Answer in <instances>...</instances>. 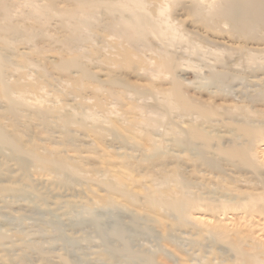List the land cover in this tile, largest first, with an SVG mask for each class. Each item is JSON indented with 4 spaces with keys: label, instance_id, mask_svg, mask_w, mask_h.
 Masks as SVG:
<instances>
[{
    "label": "rangeland",
    "instance_id": "1",
    "mask_svg": "<svg viewBox=\"0 0 264 264\" xmlns=\"http://www.w3.org/2000/svg\"><path fill=\"white\" fill-rule=\"evenodd\" d=\"M99 1L0 0V264H264L259 7Z\"/></svg>",
    "mask_w": 264,
    "mask_h": 264
},
{
    "label": "bare ground",
    "instance_id": "2",
    "mask_svg": "<svg viewBox=\"0 0 264 264\" xmlns=\"http://www.w3.org/2000/svg\"><path fill=\"white\" fill-rule=\"evenodd\" d=\"M129 1H131V2H129ZM194 1H195L194 2L195 5L192 4L195 6L194 11H191V12L193 14H195V13L200 14L202 12H205V11L201 10V8H205L203 5L205 2L202 4L203 7H201L199 5L200 3H202L201 1H199V0H197V1L194 0ZM102 2L104 3V1H102ZM117 2H120L118 4L119 5L121 4V6H120V9L119 8H116V9H119V10L126 9V11L129 13L128 17L121 16L122 20H120L121 23L126 28L129 27L130 29L135 31L137 26H141V28H143L142 26H146L149 28V30H151L152 33H155L156 35L163 37L168 42H171L174 38H181L183 36V33L179 31L178 26L176 25V23L174 21V18H170L169 14L171 13V11L182 9V8L184 9V6L186 7L187 3L185 4V2H184L185 5H183V1H182V3L177 4L176 0H171L172 5H170V3H168V2H164V4L157 5L155 7V11H156L157 16L160 18L155 20L154 18H152L149 10L146 9L145 4L142 0H116V3ZM247 2H248V5H246V6H248V7H252V8L253 7L254 8L259 7V10H258V12L254 18H256L257 20L264 23V0H254V1L244 0V4H247ZM129 3H131V5H129ZM114 4H115V2H114ZM244 4H243V6H245ZM192 5H190V6L193 7ZM233 5H234L233 2H229L223 8L221 7L222 8V9L220 8L221 10L218 8L220 10L221 15H224V14L230 13L231 11H234L235 7ZM171 6H172V8H171ZM187 7H186V10H187ZM208 9H206V10H208ZM242 14H243V12H242ZM118 18H120V17H118ZM248 18L249 17H245L242 15L239 17V22H240V26L247 27V29L249 30V28H251V25H248L246 23ZM161 19L165 23L163 28H161L158 24H156L157 20H161ZM156 26H157V29H156V31H154V28H156ZM212 41L216 44L220 43V41H217V40H212ZM215 49H216V47H215ZM92 222L96 227H98L99 223H98L96 218H92Z\"/></svg>",
    "mask_w": 264,
    "mask_h": 264
}]
</instances>
